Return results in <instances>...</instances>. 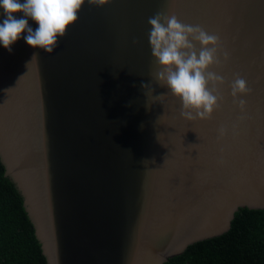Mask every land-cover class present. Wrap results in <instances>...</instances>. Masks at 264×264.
Returning <instances> with one entry per match:
<instances>
[{
    "label": "water",
    "instance_id": "obj_1",
    "mask_svg": "<svg viewBox=\"0 0 264 264\" xmlns=\"http://www.w3.org/2000/svg\"><path fill=\"white\" fill-rule=\"evenodd\" d=\"M158 11L219 37L209 119L140 87L168 91L152 77ZM24 35L0 45V158L47 264H167L264 211V0H85L52 54ZM237 77L250 92L232 95Z\"/></svg>",
    "mask_w": 264,
    "mask_h": 264
},
{
    "label": "clouds",
    "instance_id": "obj_2",
    "mask_svg": "<svg viewBox=\"0 0 264 264\" xmlns=\"http://www.w3.org/2000/svg\"><path fill=\"white\" fill-rule=\"evenodd\" d=\"M87 3L100 7L109 0H87ZM84 4L85 0H23V3L21 0H0V10L5 17L0 22V45L11 53V45L26 32L23 39L27 45L52 54L58 47V38L64 37L68 27L78 20V12ZM17 13L23 16L17 17ZM29 17L38 24L35 31L28 24ZM148 24L151 28L149 45L156 66L152 77L168 91L154 96L150 82H141L144 94H150L153 103H160L165 96L171 95L179 99L181 115L186 119H209L219 107L216 86L223 84L225 79L209 70L219 63V37L200 25L182 23L175 14L168 12H156L148 19ZM135 43L137 41L133 40ZM37 59L38 53L34 52L31 61ZM231 89L233 96L251 91L246 80L240 77L233 81ZM151 105L146 103L145 108L150 109ZM141 163L149 161L143 159Z\"/></svg>",
    "mask_w": 264,
    "mask_h": 264
},
{
    "label": "trees",
    "instance_id": "obj_3",
    "mask_svg": "<svg viewBox=\"0 0 264 264\" xmlns=\"http://www.w3.org/2000/svg\"><path fill=\"white\" fill-rule=\"evenodd\" d=\"M0 264H47L24 200L0 158ZM167 264H264V211L242 209L229 233Z\"/></svg>",
    "mask_w": 264,
    "mask_h": 264
}]
</instances>
